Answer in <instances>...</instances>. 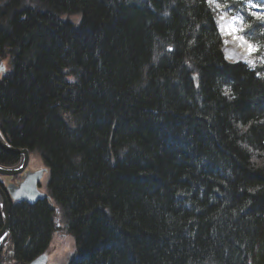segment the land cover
<instances>
[{
    "label": "trees",
    "instance_id": "1",
    "mask_svg": "<svg viewBox=\"0 0 264 264\" xmlns=\"http://www.w3.org/2000/svg\"><path fill=\"white\" fill-rule=\"evenodd\" d=\"M218 1L254 66L226 61L210 0L0 6V129L43 159L54 202L12 207L18 264L49 247L55 207L68 264H264V0Z\"/></svg>",
    "mask_w": 264,
    "mask_h": 264
},
{
    "label": "rangeland",
    "instance_id": "2",
    "mask_svg": "<svg viewBox=\"0 0 264 264\" xmlns=\"http://www.w3.org/2000/svg\"><path fill=\"white\" fill-rule=\"evenodd\" d=\"M26 1H28V0H26ZM210 2L213 4L215 11H217V18H218V23H219V28H220L221 34H223L222 26L224 24H226L225 22L228 20H235L236 23L234 25L241 27L240 30H238L237 36H243L241 34L243 25H242V22L240 21V19L238 17L228 15V13H226L223 10V6L219 3L218 0H210ZM62 18H64V19L68 18L69 20L78 24L80 19H81V15H72V16L64 15ZM226 39L230 40L229 36H227ZM255 50H256L255 46L253 45V48L248 53V55L241 56L237 51H235V49H232V50L229 49L227 51L226 50L224 51V47L222 48V51L224 52L226 61L228 59L231 60V61H227V62H237V61L240 62V61H242V62L250 64L251 66H254L257 63V58L255 57V54H254ZM0 60L6 66V70H10L11 66L9 63V59L7 57L1 56ZM0 76H1V74H0ZM42 166L43 167L45 166L43 164L42 158L37 153L34 152V154L32 155V157L30 159V164H29L28 168L33 169V168L42 167ZM47 178H48V173L45 174L44 182H43V189L45 191L47 190V186L45 185ZM64 226H65L64 223L62 221H60V224H59L60 232L53 235V239H52L50 246H49L51 254H50V258H49V261L47 264H68L70 259L75 254L76 249H75L73 238L67 232V230L65 229ZM11 264H15V263H11Z\"/></svg>",
    "mask_w": 264,
    "mask_h": 264
},
{
    "label": "water",
    "instance_id": "3",
    "mask_svg": "<svg viewBox=\"0 0 264 264\" xmlns=\"http://www.w3.org/2000/svg\"><path fill=\"white\" fill-rule=\"evenodd\" d=\"M196 81L197 78L195 77ZM0 147L13 155H23L22 162L19 166L8 168L0 165L1 174H18L24 170L29 161V152L27 149H17L6 143L0 136ZM46 168H42L36 172H27L19 187L10 185L9 192L13 199L22 202L27 201L29 203H35L39 200L50 199L48 193L41 192L37 187V182L42 177L43 173L46 172ZM0 204L3 212V226L0 230V239L10 230V205L6 193L0 187ZM58 212V210H57ZM47 261L46 254L41 255L35 259L31 264H45Z\"/></svg>",
    "mask_w": 264,
    "mask_h": 264
},
{
    "label": "bare ground",
    "instance_id": "4",
    "mask_svg": "<svg viewBox=\"0 0 264 264\" xmlns=\"http://www.w3.org/2000/svg\"><path fill=\"white\" fill-rule=\"evenodd\" d=\"M5 2V0H0V6L3 5V3ZM227 13V12H226ZM229 15V14H228ZM218 19V18H217ZM3 23V21L1 20V16H0V25ZM226 24H224L222 26V32L223 34H221L220 32V28L218 26V30H219V33L221 35V37H223V40H224V51L226 50H232V49H235V51H237L241 56H246L248 55V53L251 51V49L253 48V43L249 42V40H247L246 38H244L243 36H237L238 34V30H240V26H236L234 25L236 23L235 20H228L225 22ZM229 36L230 40H227L226 37ZM224 54V52H223ZM229 60V59H228ZM231 61V60H229ZM238 62V61H237ZM236 62V63H237ZM229 63H235V62H229ZM247 65H250L248 63H246ZM251 66V65H250ZM3 78V77H2ZM2 78L0 79V82L2 81ZM0 136H2V133L0 132ZM3 138V137H2ZM4 140V138H3ZM10 142V141H9ZM10 145L14 148H17L19 149L18 147H15L13 146L11 143ZM24 149H27L28 152H29V157H32V155L34 154L33 152H31L28 148H24ZM3 151L4 153L10 155V156H13V157H16L17 160L15 161H18L19 160V156L18 155H13V154H10L4 150H1ZM7 159V158H6ZM12 212V211H11ZM0 214H1V211H0ZM12 213H11V216H10V228L12 226ZM0 228H2V225H0ZM10 233H12V230H9ZM58 232H60V228H59V225H58V222L55 220V227H54V231L52 232V238H53V235L54 234H57ZM69 233V232H68ZM52 238H51V241H52ZM73 238V237H72ZM50 241V242H51ZM74 241V240H73ZM48 249V248H47ZM46 251V250H45ZM44 251V252H45ZM44 252H42L41 254H39L38 256L40 257L41 255L44 254ZM78 258V252L75 251V254L73 255V257L70 259V261L68 263H70L73 259H76ZM32 261H30V263H32Z\"/></svg>",
    "mask_w": 264,
    "mask_h": 264
},
{
    "label": "flooded vegetation",
    "instance_id": "5",
    "mask_svg": "<svg viewBox=\"0 0 264 264\" xmlns=\"http://www.w3.org/2000/svg\"><path fill=\"white\" fill-rule=\"evenodd\" d=\"M1 58V56H0ZM2 61L0 60V72L2 70ZM1 77V76H0ZM4 152L0 150V162L1 163H4L6 164V158L3 157ZM21 177L19 176H15V177H12V178H6V177H2L0 176V183L5 186V184L9 181V182H17V181H20ZM12 248H11V245L6 242V240L3 241V243L1 244L0 246V264H7L8 261L11 260L12 258Z\"/></svg>",
    "mask_w": 264,
    "mask_h": 264
}]
</instances>
